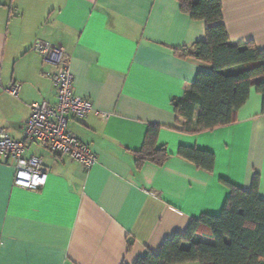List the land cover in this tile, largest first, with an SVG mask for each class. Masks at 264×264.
Here are the masks:
<instances>
[{
  "label": "crops",
  "instance_id": "obj_1",
  "mask_svg": "<svg viewBox=\"0 0 264 264\" xmlns=\"http://www.w3.org/2000/svg\"><path fill=\"white\" fill-rule=\"evenodd\" d=\"M221 5L229 42L264 51V0ZM204 37V22L176 0H0V128L20 139L31 104H55L47 75L55 65L33 45L59 46L74 92L96 111L70 118L68 128L97 157L85 169L29 142L25 155L46 172L36 190L15 186L13 162L0 158V264H133L192 219L218 214L229 193L221 179L248 190L257 174L264 196V113L253 87L232 123L179 128L172 99L209 65L174 50ZM14 81L22 84L17 97L4 90ZM150 124L169 155L137 167L134 151ZM180 146L213 152V168L178 155Z\"/></svg>",
  "mask_w": 264,
  "mask_h": 264
},
{
  "label": "trees",
  "instance_id": "obj_2",
  "mask_svg": "<svg viewBox=\"0 0 264 264\" xmlns=\"http://www.w3.org/2000/svg\"><path fill=\"white\" fill-rule=\"evenodd\" d=\"M176 2L181 12L204 22L205 37L192 47L175 49V54L209 65V70L197 72L181 97L172 99L175 114L184 119L179 128L193 133L232 123L251 87L261 95L264 113V51L251 42H229L221 0ZM158 128L148 125L141 147L134 151L137 167L144 161L160 165L168 157L166 148L157 146ZM177 153L202 169L213 168L211 151L180 146ZM221 182L229 193L218 214L192 219L183 232L165 238L157 252L146 250L133 264H264V196L258 192V175L248 190Z\"/></svg>",
  "mask_w": 264,
  "mask_h": 264
},
{
  "label": "built area",
  "instance_id": "obj_3",
  "mask_svg": "<svg viewBox=\"0 0 264 264\" xmlns=\"http://www.w3.org/2000/svg\"><path fill=\"white\" fill-rule=\"evenodd\" d=\"M33 49L40 53L45 62L54 66L47 72L55 89V104L46 101L33 102L31 111L22 125L20 139L10 136L0 128V158L11 160L14 165L13 184L36 190L46 182V172L41 159L25 155L26 146L34 142L51 153L74 160L88 169L97 161L95 153L85 142L77 138L68 128L70 118H80L94 110L91 100L78 95L73 88V74L68 65V56L59 46L36 42ZM21 82H12L4 90L17 97Z\"/></svg>",
  "mask_w": 264,
  "mask_h": 264
}]
</instances>
